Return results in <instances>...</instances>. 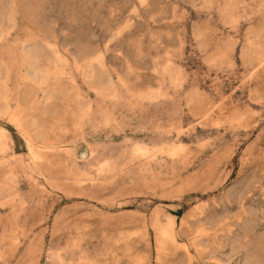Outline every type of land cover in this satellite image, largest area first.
Wrapping results in <instances>:
<instances>
[{
  "label": "rangeland",
  "instance_id": "1",
  "mask_svg": "<svg viewBox=\"0 0 264 264\" xmlns=\"http://www.w3.org/2000/svg\"><path fill=\"white\" fill-rule=\"evenodd\" d=\"M0 264H264V0H0Z\"/></svg>",
  "mask_w": 264,
  "mask_h": 264
}]
</instances>
